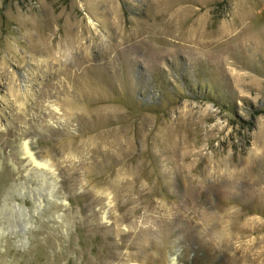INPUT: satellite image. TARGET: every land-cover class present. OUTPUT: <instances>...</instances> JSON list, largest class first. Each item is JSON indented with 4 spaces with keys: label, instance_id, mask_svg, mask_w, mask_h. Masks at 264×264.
Masks as SVG:
<instances>
[{
    "label": "rangeland",
    "instance_id": "374dc122",
    "mask_svg": "<svg viewBox=\"0 0 264 264\" xmlns=\"http://www.w3.org/2000/svg\"><path fill=\"white\" fill-rule=\"evenodd\" d=\"M0 264H264V0H0Z\"/></svg>",
    "mask_w": 264,
    "mask_h": 264
},
{
    "label": "bare ground",
    "instance_id": "6f19581e",
    "mask_svg": "<svg viewBox=\"0 0 264 264\" xmlns=\"http://www.w3.org/2000/svg\"><path fill=\"white\" fill-rule=\"evenodd\" d=\"M111 3H112V0H110ZM114 10V12H116V7L112 8ZM117 16V15H116ZM194 42V41H193ZM29 153V152H28ZM30 157H31V154L29 153Z\"/></svg>",
    "mask_w": 264,
    "mask_h": 264
}]
</instances>
